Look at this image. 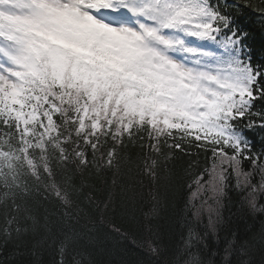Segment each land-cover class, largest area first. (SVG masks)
I'll list each match as a JSON object with an SVG mask.
<instances>
[{"label": "snow or ice", "instance_id": "1", "mask_svg": "<svg viewBox=\"0 0 264 264\" xmlns=\"http://www.w3.org/2000/svg\"><path fill=\"white\" fill-rule=\"evenodd\" d=\"M243 9L264 24V0H0V264H97L101 228L127 239L116 217L145 233L142 264H264V228L221 212L234 190L264 214L247 135L264 133V47Z\"/></svg>", "mask_w": 264, "mask_h": 264}, {"label": "trees", "instance_id": "2", "mask_svg": "<svg viewBox=\"0 0 264 264\" xmlns=\"http://www.w3.org/2000/svg\"><path fill=\"white\" fill-rule=\"evenodd\" d=\"M229 3L231 4L232 0H229ZM237 23L249 32L250 45L259 53L260 49L264 47V24L261 23V18L251 11L243 9L237 17ZM260 135L259 141L264 139V133H260ZM259 141L256 142V148L260 147ZM174 192V198L165 208V221L168 225V234L165 236V240L169 244L177 238L176 221L184 207L183 202L186 196L185 190L180 185H176ZM241 195L234 190L228 193L221 209L222 215L228 222V227L239 231L242 235L247 232L258 233L261 228H264V214H249L241 204ZM261 202L264 203V200ZM206 219L205 216V222ZM115 223L121 228V231L127 233V239L101 228L98 238L90 242L92 259L97 264H142L146 257L140 247V242L145 233L140 228L139 223L121 217H116ZM220 235L223 238L226 232H222ZM28 243L30 247V241ZM31 258L26 252L24 259L29 260ZM256 258L259 260L258 255ZM42 259L45 261L49 259L47 251L43 252Z\"/></svg>", "mask_w": 264, "mask_h": 264}]
</instances>
